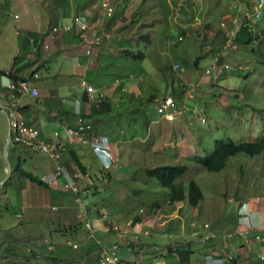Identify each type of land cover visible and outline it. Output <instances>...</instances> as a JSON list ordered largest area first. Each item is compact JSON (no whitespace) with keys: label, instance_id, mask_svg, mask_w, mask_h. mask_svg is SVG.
<instances>
[{"label":"rangeland","instance_id":"1","mask_svg":"<svg viewBox=\"0 0 264 264\" xmlns=\"http://www.w3.org/2000/svg\"><path fill=\"white\" fill-rule=\"evenodd\" d=\"M93 1L100 5L103 0ZM244 1L113 0L115 11L111 16L101 7V13H105L102 17L107 20L103 33L109 37L101 46L105 61L99 64L97 74L100 73L107 83L104 92L111 101V108L101 111L98 118L104 134L114 137L109 141L116 160L109 169H103L102 160L93 157L96 168L101 169L97 171L101 175L96 178L101 182V192L97 195L105 197L102 202L107 210L128 217L143 208L144 214L155 215L159 226L165 219L180 218L176 225L164 228V238L157 237L159 244L167 243L170 249L153 251L149 247L152 251L144 250V254L142 251L151 259L149 264H157L160 260L166 264L208 263L207 254L220 255L211 244L226 242L229 238L232 242L238 237L243 228L244 217L238 214L242 202H249L256 218L264 220V153L253 156L237 153L228 158L224 168L215 172L195 162L197 156L212 149L216 139L254 142L264 136V40L255 46H240L228 54L224 68L216 64L211 52L223 39L219 24L240 15ZM46 3L47 0H37L36 8L44 11ZM2 4L7 6L0 18V71L9 68L17 57L13 14H20L22 7L17 5L18 0H2ZM42 26L49 27V19H45ZM251 28L264 34V13ZM77 47L86 57L85 45L79 43ZM127 49L142 51L144 58L126 57L124 51ZM85 57L78 52L57 51L49 56L47 68H39L42 78L38 83L46 87L38 92L40 101L52 99L57 105L56 101L60 103L64 99L62 105L72 108L77 105L73 93H78L79 111H84V116L83 112L76 113L73 109L74 116L68 119L70 123L89 121L85 115L91 105L87 100L83 105L79 85L82 78L87 76L85 79L89 81L94 74L87 75L83 67ZM197 58L198 65L194 66ZM175 63L184 71H175L172 68ZM115 78L124 83V90L114 83ZM185 89L190 91L188 98ZM173 91L188 109L194 105L201 108L205 113L204 122L198 113L190 110L181 122L158 120L155 104L163 94H173ZM150 96L155 97L154 102L146 104ZM3 100L1 98L0 102ZM25 100L35 101V97L27 95ZM17 104L16 108L23 101ZM47 110L49 112L50 108ZM57 123L48 120L40 121L39 125L53 132L59 127ZM6 136V120L0 115V181L5 177L3 146ZM7 154L12 174L0 185V264H11V257L3 256L6 252L23 254L22 245L28 246L31 252L35 238L53 245L39 254L45 252L52 256L65 249L67 255L60 264H74L68 258L75 250L66 241L70 238L77 242L79 235L71 237L62 220L67 217L68 221L75 222L78 219L75 210L60 207L61 202L50 195V185L35 184L15 171L20 167L42 178L53 170V162L45 154L32 155L14 143L10 144ZM89 155L86 150L84 156ZM165 164L187 166L175 183L182 187L185 196L189 182L197 183L203 197L196 206L186 199L170 203L169 190L144 172L146 168ZM96 182L93 181V185ZM53 205L58 208H52ZM152 205L155 206L153 210ZM159 226L154 230L159 231ZM207 232L214 236H207ZM178 237L181 243H174ZM184 242L187 244L182 245ZM181 253H187L186 261L179 258Z\"/></svg>","mask_w":264,"mask_h":264},{"label":"crops","instance_id":"2","mask_svg":"<svg viewBox=\"0 0 264 264\" xmlns=\"http://www.w3.org/2000/svg\"><path fill=\"white\" fill-rule=\"evenodd\" d=\"M18 1H19V4H17V5H20L22 7H21L20 14H18V13L13 14V19L15 20L14 34L16 36V44H17V49H18L17 55H19V54H21L22 56L24 55L25 58L22 61H20V63H18V64H15V59H14L12 62V65L9 68L3 69L0 71V99L3 98L4 100L6 98L7 89L5 90L4 87L2 88L1 84L8 82L12 78H15L11 74H9L8 72L12 69V67L18 68L24 62L31 60L30 55L29 54L25 55V53H24L25 50H27L26 45H27V37L28 36L33 37V38L37 37V40L46 41L49 44L48 49L45 51H42V56L38 59V61L43 64L44 69L49 66L48 65L49 64V61H48L49 56H51L53 53H55L57 51L61 52L63 50H67V51L74 52V53L78 52L81 57H83V58L85 57L84 55H82V53H80V50L77 47V46H79V43H80V38L78 35H76L73 32L61 33V34L58 33L57 35H51V33H50L51 32V30H50L51 26H49V27H43L42 26L45 19H47V21H48V19L50 20V16H52L53 19L56 21L55 24L58 25V24H62V23H69L74 15L81 14V15H84L87 18H89L92 23L96 24L98 26V28H101L102 30H103V26H105V24L107 22V20H105L106 18L104 19L102 17V16H104L105 13L104 12H103L104 14L101 13V4L98 5V3L93 1V0H82V1H78V2H76L75 0H67L68 3L66 5V7L64 9H62V7H60L54 13L49 12L47 10V7H46V10L44 9V11L42 9H38V7L36 8V1L37 0H18ZM6 6H7V4L6 5L2 4V0H0V18L2 16V14L4 13V11H2V10H4V8ZM77 11H79V12H77ZM15 14L18 17L15 18L14 17ZM96 16H97V18H95ZM86 47L87 46L85 45V50H86ZM102 49L103 48H101V47L98 49H96V48L93 49L91 54L88 57L86 56L87 58L85 57V59H84L85 65L83 64V67H84L85 71L87 72V75H88V73L94 74V76H90L91 78L88 82L92 83L95 87H97L98 89H100L104 92V90H106V84L107 83H106V81H104V78L100 77V73L97 74V69L99 68L98 67L99 64L102 63L103 61H105L104 51H102ZM38 61L36 63H38ZM77 61L78 60L76 59V63H77V65H79V63ZM94 62H96V63H94ZM93 63L95 64V68H94ZM91 65H93V66H91ZM100 66H102V65H100ZM32 67L30 69L28 68L27 70L23 69L22 73H20V74L25 77L24 80L29 81L30 85L32 87L37 88V90L39 92L40 89L46 88V87H43L38 83L40 78H42V77H38V78L34 79L31 77L29 78L28 75H26V73H30ZM85 78H82L81 81L86 80ZM116 85L118 86V84H116ZM116 88L119 89V87H116ZM83 94H85V93L83 92ZM26 96L20 97L18 99V103L23 101V104H21L20 107H25L22 112H20V110L18 109V114L22 117V119L25 121V123L27 121V122H29V125H33V126H36L37 128H39L42 136H51L52 132H50V130L48 128H46V127L44 128V126H40L39 125L40 121L45 122L48 120H55L58 122L57 124L60 127V128L58 127L55 129H59V130H61L62 126H64V125H67V124L73 125V124L77 123V121L74 123H69L71 121L69 120V122H68V118L66 119L65 116H63V118H59V116L58 117L56 116L57 110L61 109V110L68 111V114H69L68 117L70 118V115H73L72 114L73 112H71V110L74 109L75 112L77 111L75 104L72 108L63 106L62 104L64 103V101H63L64 99H61L60 103L58 101H56L57 105L56 104L54 105V103L52 102L53 101L52 99L40 101L37 98V96H33V97H35V101H26L25 100ZM77 97H79L78 93L74 92L73 93L74 102L76 100H79V99H77ZM81 101L83 102L82 99H81ZM84 103L85 102H83V105H84ZM46 107L50 108L49 112L46 109ZM80 112H82V111H80ZM111 144H112V142H111ZM86 150H87V152L90 153L89 156H84ZM32 155H35V154H32ZM93 157L95 159H100L98 154H96L91 149L90 145H88V144L69 143L65 148V154H64V157L62 159V162H63V164H65L67 166L69 171L79 172L81 170L84 173L88 174V176H85V175L82 176L81 172L79 173L80 174V177L78 179V185L79 186H92L93 181L94 182L98 181V183H100L99 185H101V182L99 180H96V178L100 175L99 173H97V171L101 170V169L96 168L95 160H93ZM52 169L53 170L49 171L48 174L45 176H51V174L54 172V162H53V168ZM29 172H31V171H29ZM45 183L47 184V186H49V185L51 186L49 189L50 195H52V197L54 199L56 197L55 201L61 202L62 206H60V207L66 208L69 210H73V211L75 210V212H76V217L78 219H76L75 222H73L71 220L68 221L67 217H65V219L62 220V223L65 225L66 232H69L71 237L75 236V235H79V238H78L79 241H77V242H79L78 244H77V242L70 240V238H67V241H66V243L69 246H71L72 249L75 250V252H73L68 258L69 261L74 262V264H82V263H84V264H88V263L89 264H96L100 249L101 248H109L110 249L112 247L115 248V251L117 252V254L119 255V257L121 258V260L124 264H131V263L149 264L151 259L146 258L143 255L144 250H146V252H147V249L148 250L150 249L149 247H152V249H154L153 251L161 250L164 247H168L169 249L171 248L168 246L167 243L165 245L159 244L160 242L157 239V237L158 238H164L163 237L164 231H165L164 228L166 226H172L174 224L176 225V223H178L177 220H179L180 218L173 217V218L165 219L164 221H162L160 223V226H159L158 222L156 223L157 219H156L154 214H149L147 216L145 215L146 216L145 217V216L140 215L139 210H138V212L132 213L130 216L127 217V216H124L122 213L120 214L119 212H112L111 210H107L108 209L107 206L102 202V200H104L105 197H98V195H95V197L92 200L93 204L97 205L101 210H104L107 213H109V215L111 216V219L113 221L120 223V224H125L128 220H131V219H134L137 221L142 219V221H141L142 225H145L144 228H147L149 230V234H148L149 236L148 235H142L140 237V240L137 243L132 244L131 249H127L124 246V240H123L122 236H120L119 234H116V233H104V232H102V230H101L102 223L98 219L96 213L93 210H90V212L88 213V216L92 221V227L94 228V230L92 232H90L89 230H87L85 228L84 222H83L81 214H80V210L76 207V205L73 201V195L70 192H68L62 188L63 178H58L57 180L53 181L52 183H47V182H45ZM242 203H246V206L248 208H250V206H251V205H249V202H242ZM241 204L239 205V208H240ZM22 208L24 210V207H22ZM52 208L56 209L58 207L56 205H53ZM239 208H238V214H240ZM19 216H20V214L18 215V217ZM242 220H243V228L238 232L239 235L237 238H235L232 242H231L232 239L229 238L226 242H224V241L218 242V243L216 242L214 245L213 244H211V245L219 250V248H221L223 246L230 247L233 245L235 247H238V246H241L245 241L246 242L248 241L252 247L253 252H252V254H249L248 257H246L241 262V264H264V262L258 256H255L259 252H264V250L259 246V244L254 241L253 237H254V230L255 229H252L250 227V220L249 219L243 218ZM60 222H61V220H60ZM152 224L155 225V227L151 228L150 225H152ZM205 224H207V223H205ZM157 226H159V229H160L159 231L154 230L155 228H157ZM83 230H85V231H83ZM259 230L264 233V220L261 222ZM82 231H83V233H82ZM31 233L34 234L35 230H31ZM206 235L209 237L214 236L211 232H207ZM147 237H149V238H147ZM153 237H154V239H152ZM150 238H151V240L149 241L148 239H150ZM180 238L181 237H178V239L174 243H177V242L181 243ZM224 240H226V239H224ZM48 243L46 242V244H43L42 240L40 238H35V240L32 243L33 248L31 249V252H29L28 246L22 245L21 247L25 251L24 253L21 251L23 254H17L15 251H10V252H6L5 255H3V256L5 258L10 256L12 259L11 264H34L36 262V260H39L40 264H60L61 262H64L65 259L63 258V256L65 257V255H67L65 252V249H61L59 251L60 254L57 253V254L52 255V256H49L48 253H45V252L43 255L39 254L42 252V249H43V251L45 250V247L46 248L47 247L53 248V245L48 244ZM186 244H187L186 242L182 243V245H186ZM27 245H30V242ZM73 245H75V246H73ZM152 249H150V251H152ZM212 249L214 250V248H212ZM138 250L143 251L142 258L140 261H137L136 252ZM207 255H206V258H207ZM214 257L217 258V260L222 259L221 255H216ZM151 264H154V263H151ZM157 264H166V263L163 260H160V262H158ZM206 264H209V261ZM214 264H219V262L216 261Z\"/></svg>","mask_w":264,"mask_h":264},{"label":"built area","instance_id":"3","mask_svg":"<svg viewBox=\"0 0 264 264\" xmlns=\"http://www.w3.org/2000/svg\"><path fill=\"white\" fill-rule=\"evenodd\" d=\"M251 5L248 9H245L240 15L232 16L228 19V22L222 21L219 24L220 32L223 36V42L220 48L214 55V60L217 61L218 57L222 54L228 53L231 50H236L240 47L239 42L235 39L238 30L241 26H246L249 30L252 29V23L262 17L264 11V0H250ZM101 7L107 16H111L114 12L113 0H103ZM14 17H18L16 14ZM73 32L80 38V43L86 45L85 54L88 57L93 49L100 48L105 39L109 36L103 33L101 28L90 21L84 15H74L69 23H62L54 25L51 28V35H57L58 33ZM29 51L35 53L39 47L42 51L48 49L49 44L46 41L35 40L33 37H29ZM253 42L256 43L254 39ZM172 68L177 72H183L184 68L175 63ZM41 72L39 70L31 73V78L40 77ZM115 84H118L121 90H124V83L116 78ZM184 86V83L180 84ZM80 89L85 93L87 97V103L91 106L99 107L100 104L105 101V93L95 87L92 83L82 80L80 82ZM1 87L7 89V94L4 102H0L2 108H4L10 121V144H18L19 147L25 148L31 154H45L50 160L54 162V172L51 176H44L41 179L44 182L52 183L58 178H63L62 188L73 195V201L76 207L80 210L84 226L87 230L92 232V221L88 216L90 210H93L98 219L101 221V230L104 233H116L123 237L124 246L127 249H131L132 244L137 243L142 235H148L149 230L144 228L141 220L134 219L128 220L125 224H120L111 219L109 213L101 210L97 205H94L92 200L98 193L101 192L100 183L96 182L92 186H79L78 179L80 177L79 172H71L62 159L65 154V148L69 143H82L90 145L91 149L98 154L104 164L103 169H109L116 160V153L111 150V143L109 138L105 135H95L92 131V124L90 121H78L73 125H64L61 130L55 129L51 136H42L39 128L33 125L25 123L22 117L17 112V102L20 97L30 95L37 96L38 90L32 87L27 80L10 79L6 83H2ZM186 97L190 96V91L185 89ZM176 94H167L161 97L155 104L156 112L158 114V120H164L167 122H175L177 118L185 115L189 110L196 112L200 115L201 121L204 122V111L197 105H194L192 109H188L184 103L177 99ZM75 107L77 113H79L80 100L75 101ZM83 176V175H82ZM85 176H88L85 173ZM106 184V182L104 181ZM91 202V203H90ZM90 203V204H89ZM143 208L139 209V214L147 216L149 213L144 214ZM241 216H245L250 220V227L254 230V241L264 250V233L259 230L261 222L256 218V212L252 211L246 206V203H242L239 208ZM145 216V217H146ZM205 226L207 224H204ZM148 226V225H147ZM149 227V226H148ZM155 227V225H150ZM69 243V242H68ZM75 246V245H73ZM219 252L222 259L217 260L212 253L207 255L209 264H214L216 261L219 264H241L245 257L252 254L253 250L250 243L245 241L241 246H223L219 248ZM137 261L142 258V250H138ZM255 256H258L264 262V252H259ZM96 264H124L115 251V248H101ZM137 264V263H131Z\"/></svg>","mask_w":264,"mask_h":264},{"label":"trees","instance_id":"4","mask_svg":"<svg viewBox=\"0 0 264 264\" xmlns=\"http://www.w3.org/2000/svg\"><path fill=\"white\" fill-rule=\"evenodd\" d=\"M67 3H68L67 0H47L46 7H47V10L49 12L54 13L60 7H62V9H64L66 7ZM250 5H251L250 0H245L244 2H242L241 13H243L245 9H248V7H250ZM243 6L245 8H243ZM114 11H115V9H114ZM263 13H264V11H263ZM49 21H50L51 28L54 25H57V24H55L56 21L53 19L52 16H50ZM51 28H50V30H51ZM262 33H261V31L260 32H258L256 30L253 31L252 29L249 30L246 26H241L237 32L235 39L239 42L240 46H242V47H247L249 45L255 46V45L259 44L260 41L264 40V34H262ZM142 37H144L145 39H148V36H146V35L145 36L143 35ZM34 38H35V40H37V37H34ZM254 39L256 40V43L253 42ZM220 42L221 41L219 40V43ZM222 42H223V39H222ZM222 42H221V44H222ZM29 44H30V42H29V36H28L27 37V45H26L27 46L26 49L28 51L25 50L24 53H25V55L29 54L30 57L32 56L31 60L24 62L18 68L12 67V69L8 72L13 77H15L14 78L15 80L16 79H20V80L25 79V77L20 74V73H22L23 69H25V70H27L28 68L30 69L35 64L32 67L30 73H26V75H28V77L30 78L32 72L39 70V68L43 66V64L38 61V59L42 56V49H40V47H39V49L35 53H31L29 51ZM220 45L216 46L215 49L211 50L213 55H215L216 51L220 48ZM238 49L231 50L228 53L220 55L216 61V64H218L219 66H222L224 68V66H226V64H224V62L229 57L228 54H230L231 52L237 51ZM124 54L126 57H130V58L135 59V60H141L144 58V53L142 51L134 52L133 50L127 49L124 51ZM24 58H25L24 55L23 56L21 54L17 55V57L15 59V64L20 63V61H22ZM198 59L199 58H197L194 61V66L198 65ZM37 61L39 64L36 63ZM174 93L175 92L173 91V94ZM165 95H167V93L163 94L162 97H164ZM154 98H155L154 96L148 97V99L146 100L147 101L146 104H152L154 102ZM82 100L83 101L87 100V97L85 94L82 95ZM20 108L23 110L25 107H19L17 109H20ZM48 108L49 107H46V109H48ZM110 108H111V101H110V99H108L106 97L105 101H103L99 107L91 106L89 113L85 116L89 118V121L92 124V131L95 135H98V134L99 135H105L111 141V140H114L113 135H111L107 132H105V133H107V135L104 134V132L101 130L102 127L99 123L100 119L98 118L101 114V111H109ZM82 112H83L82 115L84 116V111H82ZM56 113H57L56 116L57 117L59 116V118H63V116H65L66 119L67 118L70 119L68 117V115H69L68 111L59 109V110H57ZM186 115H187V113L185 115L177 118L175 122H177V121L180 122ZM71 116H74V114ZM26 123L29 124V122H27V121H26ZM237 153H245V154H248L250 156L264 153V136L260 140L254 141V142H235L229 138H227V139H216L213 143L212 149L203 156H197L195 159V162L197 164L201 165L205 170H207L209 172H215V171H219L222 168H224L228 158L230 156L237 154ZM186 170H187L186 165L165 164V165H159V166L152 167V168H146L144 170V172L149 177L155 178L161 186H163L169 190V202L170 203L182 202L183 200L186 199L190 205L196 206L203 197L202 191H201L200 187L197 185V183L195 181L189 182L188 193L186 196L184 194L182 187L179 184L175 183V180L178 177H180L181 175H183L186 172ZM15 171L18 172L21 176L29 179L31 182L47 187V184L39 176L34 175L33 173H31L29 171H25L20 167H16ZM154 207L155 206L152 205L151 210H153ZM241 217H244V219H247L245 216H241ZM186 254L187 253L179 254V258L181 260L186 261L187 260ZM225 264H228V263H225Z\"/></svg>","mask_w":264,"mask_h":264},{"label":"water","instance_id":"5","mask_svg":"<svg viewBox=\"0 0 264 264\" xmlns=\"http://www.w3.org/2000/svg\"><path fill=\"white\" fill-rule=\"evenodd\" d=\"M0 115H3L5 120H6V127H7V136H6V140L4 142V146H3V164H4V170H5V177L3 180L0 181V185H3L11 176L12 174V166L11 163L9 161L8 158V149L10 146V121H9V117H8V113L5 109H0Z\"/></svg>","mask_w":264,"mask_h":264}]
</instances>
